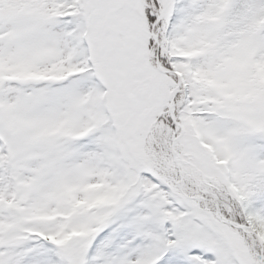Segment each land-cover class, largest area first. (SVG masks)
<instances>
[{
    "label": "snow or ice",
    "instance_id": "snow-or-ice-1",
    "mask_svg": "<svg viewBox=\"0 0 264 264\" xmlns=\"http://www.w3.org/2000/svg\"><path fill=\"white\" fill-rule=\"evenodd\" d=\"M0 264H264V0H0Z\"/></svg>",
    "mask_w": 264,
    "mask_h": 264
}]
</instances>
